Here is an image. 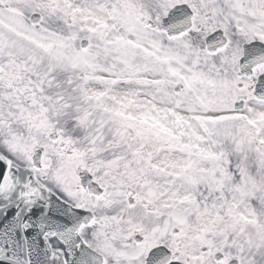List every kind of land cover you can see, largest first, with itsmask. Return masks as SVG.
<instances>
[{
	"label": "snow or ice",
	"instance_id": "obj_1",
	"mask_svg": "<svg viewBox=\"0 0 264 264\" xmlns=\"http://www.w3.org/2000/svg\"><path fill=\"white\" fill-rule=\"evenodd\" d=\"M0 264H264V0H0Z\"/></svg>",
	"mask_w": 264,
	"mask_h": 264
}]
</instances>
